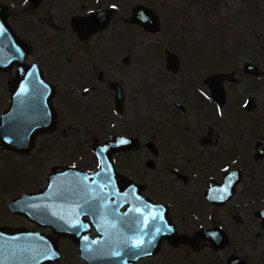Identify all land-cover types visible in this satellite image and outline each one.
I'll use <instances>...</instances> for the list:
<instances>
[{"label":"rangeland","instance_id":"obj_1","mask_svg":"<svg viewBox=\"0 0 264 264\" xmlns=\"http://www.w3.org/2000/svg\"><path fill=\"white\" fill-rule=\"evenodd\" d=\"M78 1L42 0L31 9L27 0H0L9 8L10 26L31 47L27 62L38 61L57 87L56 130L38 136L27 155L0 149V227L52 235L13 214L9 203L42 190L52 169L96 171L94 144L132 136L139 147L112 156L117 172L144 185L145 197L166 204L177 233L186 236L175 244L163 241L153 257L135 264H226L231 256L264 264V227L254 215L264 205V157L253 159L256 141L264 138V0H107L104 6L114 11L106 27L111 40L93 38L86 45L64 27L71 15L98 3L82 8ZM136 6L156 16V33L130 23ZM165 50L177 56V73L166 69ZM245 63L255 65L260 76L245 74ZM212 75L223 78L222 108L204 83ZM12 77L13 72L0 73V116L9 104ZM110 83L123 89L118 110ZM206 136L210 143L200 144ZM147 142L156 145V156ZM150 161L153 168L146 166ZM234 169L242 174L235 196L224 206H210L203 198L209 179L219 182ZM201 227H219L226 245L215 250L196 237ZM56 240L61 259L53 264H86L72 240Z\"/></svg>","mask_w":264,"mask_h":264},{"label":"water","instance_id":"obj_2","mask_svg":"<svg viewBox=\"0 0 264 264\" xmlns=\"http://www.w3.org/2000/svg\"><path fill=\"white\" fill-rule=\"evenodd\" d=\"M28 2L36 7L41 0ZM9 16L8 6L0 4V73L10 74L14 70L8 81L9 104L0 116V149L27 155L38 136L56 130L57 114L52 106L56 89L44 81L38 61L27 63L30 46L16 35L8 22ZM108 18V11H101L88 18H73L71 23L84 20L89 30L103 29ZM100 19L101 24L97 25ZM130 23L150 33L159 29L158 19L144 6L133 9ZM165 62L167 70L178 72L179 60L174 53L166 50ZM242 70L252 77L260 76L258 68L251 63H245ZM204 83L213 103L222 108L226 101L222 76L212 75ZM111 88L115 91L118 110L123 102L122 89L116 84ZM207 143V136L200 140L202 145ZM145 146L154 156L158 154L154 143L147 142ZM138 147L139 142L132 136H113L103 144H94L91 149L99 164L95 172L73 167L52 169L42 190L11 201L8 207L13 214L23 216L39 228H49L52 235L33 229L0 227V264L56 263L61 259L56 240L59 237L72 240L79 258L86 264H135L153 257L164 240L169 244L184 242L186 236L179 235L175 224L168 219V207L143 196L144 185L123 178L115 168L114 154ZM262 157L264 138L256 141L253 154L255 161ZM146 166L153 168L154 163L147 162ZM240 181L239 170L225 173L219 185L211 180L205 192L206 200L216 206L225 205ZM254 215L264 227V206ZM91 228L95 233H91ZM195 236L208 241L215 250L222 249L228 241L218 227H202ZM226 264L244 262L231 256Z\"/></svg>","mask_w":264,"mask_h":264},{"label":"flooded vegetation","instance_id":"obj_3","mask_svg":"<svg viewBox=\"0 0 264 264\" xmlns=\"http://www.w3.org/2000/svg\"><path fill=\"white\" fill-rule=\"evenodd\" d=\"M28 1V0H27ZM107 0H79L78 2H81V7L82 8H84V7H86L85 6V4H89V3H91V2H97L98 4H97V7H94V6H91L92 8H86L85 10L83 9V11H79V12H77V13H74L73 15H71L70 16V19H69V21H68V23H67V26H65L64 28L65 29H67V31L68 32H71L73 35H74V37L77 39V41L79 42V44H85L86 45V43H89V42H91L92 41V39L94 38V39H97V40H99L100 42H102V43H109V41L111 40V36H109V35H107V34H109V32L108 31H106V27H107V25L109 24V22H110V19L112 18V16H113V13H114V11H113V8L112 7H107V6H104V2H106ZM41 2H42V0H41ZM29 3V2H28ZM91 4H93V3H91ZM31 5V4H30ZM38 6V5H37ZM36 6V7H37ZM36 7H32V5H31V9H35ZM101 11H108V13H109V18H108V21H107V23H106V25H105V27L103 28V29H95V30H89V28L86 26L87 24H84L85 22H84V20L83 21H81V20H79V21H77L75 24H72L71 23V21H72V19L73 18H88V17H90L91 16V14H93V13H96V12H101ZM133 11V10H132ZM99 19V18H98ZM101 22V19H100V21L98 20L97 21V25H99V24H101L100 23ZM126 22V20L124 19V23ZM88 23H93L92 21H90V22H88ZM132 24V23H131ZM143 29V28H142ZM144 30V29H143ZM104 35L106 36V37H104ZM90 40V41H89ZM30 46V45H29ZM106 46V45H105ZM32 52H31V47H30V54H31ZM29 54V55H30ZM165 55H166V50H165ZM125 59H127V61H125ZM128 58L127 57H124L123 59H122V63L123 64H126V63H128ZM32 62H34V61H32ZM32 62H29V63H32ZM39 63V62H38ZM40 64V63H39ZM41 67V66H40ZM41 70H42V68H41ZM42 73H43V78H44V81L45 82H47V83H49V84H51V85H53L54 87H55V89H56V92H57V87L54 85V84H52V83H50L47 79H46V74L44 73V71L42 70ZM172 73V72H171ZM13 75H14V71H13ZM102 77H103V74L100 72L99 73V75H98V77H97V80L98 81H101V79H102ZM113 84H116V83H110L109 84V89L111 90V91H113V93H114V95H113V99H114V96H115V91L111 88L112 87V85ZM116 85H118L121 89H122V87L117 83ZM55 95H56V93H55ZM55 95H54V97H55ZM122 95H123V100H124V94H123V89H122ZM115 104V103H114ZM179 103H177L176 104V108H178L180 111H184V108L180 105V106H177ZM181 107V108H180ZM126 137H128V136H126ZM130 137V136H129ZM209 139V138H208ZM200 142V141H199ZM209 143H210V139H209ZM209 143H207V144H209ZM155 145V144H154ZM156 146V145H155ZM146 147V146H145ZM157 148V147H156ZM158 151V150H157ZM234 170H238V169H234ZM234 170H230V171H234ZM230 171H226V172H224V173H222V175H221V179H220V181L218 182V181H216L214 178H210L209 179V181H208V186H207V188H205V190H204V192H203V198L205 199V201L211 206V205H214V204H211V203H209L207 200H206V198H205V192H206V190L210 187V184H211V180H214L215 181V183L217 184V185H219V184H221L222 183V176L225 174V173H227V172H230ZM240 171V170H239ZM241 172V171H240ZM174 174H175V176L178 178V179H180V180H182V181H184V182H187V180H188V178L186 177V176H184V175H182L181 173H179V172H177V171H174ZM241 179H242V174H241ZM145 188V187H144ZM235 188H236V186H235ZM143 191V190H142ZM235 192L236 191H234V195H233V197L235 196ZM233 197L228 201V202H230L232 199H233ZM227 202V203H228ZM156 203H159V202H156ZM226 203V204H227ZM166 205V204H165ZM167 206V205H166ZM214 206H216V205H214ZM224 206V205H223ZM168 207V206H167ZM255 213V212H254ZM168 215H169V207H168ZM170 216H168V219H170L169 218ZM171 220V219H170ZM205 228V227H204ZM213 228H216V227H213ZM219 228V227H218ZM207 229H212V228H207ZM220 229V228H219ZM221 230V229H220ZM91 233H95V231L93 230V228H91Z\"/></svg>","mask_w":264,"mask_h":264},{"label":"snow or ice","instance_id":"obj_4","mask_svg":"<svg viewBox=\"0 0 264 264\" xmlns=\"http://www.w3.org/2000/svg\"><path fill=\"white\" fill-rule=\"evenodd\" d=\"M0 30H2V29H0ZM121 143H126V141H121ZM157 231H158V229H157Z\"/></svg>","mask_w":264,"mask_h":264}]
</instances>
